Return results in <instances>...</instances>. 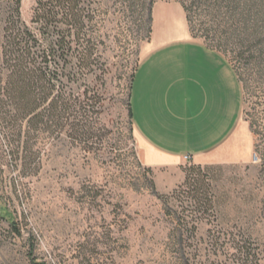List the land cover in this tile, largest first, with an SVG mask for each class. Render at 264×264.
<instances>
[{
  "label": "rangeland",
  "instance_id": "1",
  "mask_svg": "<svg viewBox=\"0 0 264 264\" xmlns=\"http://www.w3.org/2000/svg\"><path fill=\"white\" fill-rule=\"evenodd\" d=\"M90 1L97 59L83 79L63 81L74 105L37 129L27 126L21 156L19 139L0 124V264H264V60L261 67L234 61L254 135L251 162L191 176V183L204 181L210 206L192 197L191 163L170 173L174 185L142 163L128 112L155 4L181 3L201 34L228 27L229 1ZM237 1L234 15H251L246 29L264 38L256 9ZM7 2L0 0V23ZM35 4L22 0L25 21ZM80 104L83 128L76 125Z\"/></svg>",
  "mask_w": 264,
  "mask_h": 264
},
{
  "label": "crops",
  "instance_id": "2",
  "mask_svg": "<svg viewBox=\"0 0 264 264\" xmlns=\"http://www.w3.org/2000/svg\"><path fill=\"white\" fill-rule=\"evenodd\" d=\"M152 18L130 92L142 163L158 179L169 174V185L187 155L189 163L203 166L250 163L254 135L229 60L192 36L181 3L155 4Z\"/></svg>",
  "mask_w": 264,
  "mask_h": 264
},
{
  "label": "trees",
  "instance_id": "3",
  "mask_svg": "<svg viewBox=\"0 0 264 264\" xmlns=\"http://www.w3.org/2000/svg\"><path fill=\"white\" fill-rule=\"evenodd\" d=\"M228 1L226 8L231 12V17L227 19L228 27L219 33L209 27L201 29L203 32L198 34L192 16L187 14V18L191 33L204 38L209 49L222 52L240 80L234 61H246L249 65L261 67L264 38L257 36V29L251 32L246 29L251 15H234L233 12L237 10L234 6L238 5V1ZM243 5L245 10L256 9L258 20L264 24V0H244ZM93 11L90 0H36L30 22H27L22 17V0H8L0 23V124L9 130L11 140L15 137L19 139L17 156L27 150V126L37 129L45 118H59L74 105L65 97L63 81H79L94 66L97 41L91 29ZM152 22L151 16L147 29L148 40L152 33ZM254 35L258 40L252 42ZM230 46L239 48L234 56L229 54L232 49ZM79 106V116L82 118L77 120L76 125L83 128L84 115L81 109L84 107L81 104ZM128 112L132 123L130 95ZM24 137L27 139L23 140ZM212 169L213 165L192 164L187 170L186 183H191L194 173L204 176ZM193 181H199L191 183L194 187L193 199L200 206H210L212 201L202 192L204 181L200 185L199 179ZM244 249L243 246L239 247L240 252H248ZM245 255L248 258L251 253Z\"/></svg>",
  "mask_w": 264,
  "mask_h": 264
},
{
  "label": "built area",
  "instance_id": "4",
  "mask_svg": "<svg viewBox=\"0 0 264 264\" xmlns=\"http://www.w3.org/2000/svg\"><path fill=\"white\" fill-rule=\"evenodd\" d=\"M185 160L189 163L190 157L188 155L185 156Z\"/></svg>",
  "mask_w": 264,
  "mask_h": 264
}]
</instances>
